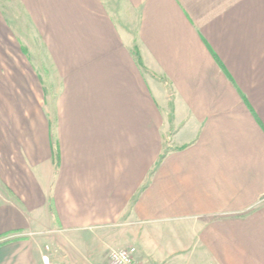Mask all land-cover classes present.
Returning <instances> with one entry per match:
<instances>
[{"label": "crops", "instance_id": "0c3cea01", "mask_svg": "<svg viewBox=\"0 0 264 264\" xmlns=\"http://www.w3.org/2000/svg\"><path fill=\"white\" fill-rule=\"evenodd\" d=\"M6 1L30 32L0 28V238L264 264V0ZM40 250L2 242L0 264Z\"/></svg>", "mask_w": 264, "mask_h": 264}, {"label": "rangeland", "instance_id": "374dc122", "mask_svg": "<svg viewBox=\"0 0 264 264\" xmlns=\"http://www.w3.org/2000/svg\"><path fill=\"white\" fill-rule=\"evenodd\" d=\"M24 16L25 15H23V11H21V9L19 10L17 7H15L14 5H11L10 2H7L6 0H0V28H4V30L9 32V37L12 38L10 42L14 43L17 47L22 46L21 45L22 41L16 38L17 37L16 34L18 33L27 34V32H30L28 27L24 24V22H22L24 19ZM27 38L28 40L25 39L24 42L26 43L25 48L28 49L27 51L28 60L29 62L31 61V63H33L35 67L37 68V70L39 69V72L43 75V73L40 71V60L42 59V55L38 53V50L36 51L35 49L34 50L32 49L35 47L32 43L30 34L28 35ZM43 77L45 80L44 75L42 76V78ZM56 230L57 229H51V231L41 232L38 235H36L35 238H38L40 240V246H42L45 243H51L52 245L59 247L58 242H57V235L59 233ZM123 248H127V247L124 246ZM112 249H115V248H112ZM109 250L105 254L107 256V259H108ZM133 256L135 257L134 254Z\"/></svg>", "mask_w": 264, "mask_h": 264}, {"label": "built area", "instance_id": "2783aa9c", "mask_svg": "<svg viewBox=\"0 0 264 264\" xmlns=\"http://www.w3.org/2000/svg\"><path fill=\"white\" fill-rule=\"evenodd\" d=\"M39 233L33 231L10 233L1 237L0 243L7 240L24 239L26 237L33 239ZM40 253L42 264H64L65 254L63 249L58 246L45 243L41 246ZM133 254V249L129 247L110 249L108 252V261L110 264H140Z\"/></svg>", "mask_w": 264, "mask_h": 264}, {"label": "trees", "instance_id": "16d2710c", "mask_svg": "<svg viewBox=\"0 0 264 264\" xmlns=\"http://www.w3.org/2000/svg\"><path fill=\"white\" fill-rule=\"evenodd\" d=\"M168 151V149H166L165 151H164V153L161 155V157L160 158H163V156L165 155V153Z\"/></svg>", "mask_w": 264, "mask_h": 264}]
</instances>
